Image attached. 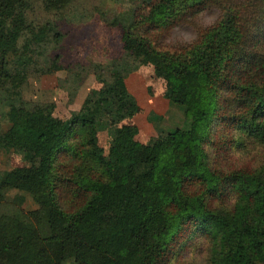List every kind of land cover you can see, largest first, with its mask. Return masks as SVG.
<instances>
[{
    "label": "trees",
    "instance_id": "16d2710c",
    "mask_svg": "<svg viewBox=\"0 0 264 264\" xmlns=\"http://www.w3.org/2000/svg\"><path fill=\"white\" fill-rule=\"evenodd\" d=\"M68 1L0 0V149L20 151L29 162L0 170V264H164L180 233L194 228L210 239L214 264H264V175L212 172L202 148L208 121L264 134V34L258 19L245 30L260 14L264 21V0H240L238 14L226 8L177 53L148 50L134 26L117 22L121 52L111 73V66L95 72L99 92L112 93L116 112L133 113L123 77L128 59L137 57L153 65L162 94L189 123L150 145L135 139L134 124L121 123L104 155L95 142V121L108 113L99 109L100 98L62 119L51 105L23 100L17 89L33 58L30 44L50 32L61 38L48 21L36 20L34 9L57 14ZM207 1L149 0L145 31L169 28ZM68 161L77 162L74 178ZM187 183L201 190L187 191ZM21 187L37 203L29 213L7 202L6 192ZM228 190L236 193L230 210L206 203L204 195ZM78 194L86 196L79 206L62 207Z\"/></svg>",
    "mask_w": 264,
    "mask_h": 264
},
{
    "label": "rangeland",
    "instance_id": "374dc122",
    "mask_svg": "<svg viewBox=\"0 0 264 264\" xmlns=\"http://www.w3.org/2000/svg\"><path fill=\"white\" fill-rule=\"evenodd\" d=\"M148 1L70 0L57 14H45L39 8L34 9L36 20L48 21L54 26L53 30L61 34V38L54 40L53 33L50 32L46 41L30 44L33 58L26 67L25 78L17 88L20 96L28 102L51 105V113L62 119L72 113L86 111L93 106L92 99L100 98L102 101L99 109L108 110L103 115L104 118L97 119L94 124L96 146L102 155L107 152L112 130L121 123L134 124L137 129L135 139L148 145L163 139L167 132L175 128H187L189 123V117L181 108L170 103L162 94L164 82L155 73L153 65L143 63L137 57L131 56L128 59L126 65L130 69L123 77L125 87L136 104L133 113L116 112L112 93L99 92L102 82L96 80L95 72L102 66H111V73L121 52L120 28L115 24L118 22L123 28L128 24L134 26L135 33L146 38L148 50L163 54L177 53L217 21L226 8L237 14L243 10L237 3L241 4L240 0H209L199 12L169 28L145 31L142 20ZM260 9L261 7L257 10V15L260 14ZM256 19L264 34L261 14L250 21L245 30L251 32L257 23ZM142 48L145 50L143 46ZM12 65L13 63L8 66L9 69ZM203 136L205 139L202 148L212 172L240 170L264 175V134L248 135L235 125H223L214 120L208 121ZM68 143L78 147L79 139L70 137ZM68 162L70 169H66L69 176L74 178L76 170L72 168L77 162ZM28 164L20 151L0 149V170ZM84 170L78 169V172L82 173ZM184 189L199 192L201 187L187 183ZM6 194L8 204L23 213H29L37 207L24 187L9 189ZM85 197L78 194L75 199H65L61 205L64 209L71 210L79 206ZM204 197L210 207L227 211L233 206L236 193L228 190L220 195ZM71 199L75 202L69 205ZM212 249V243L204 232L195 228L187 229L180 233L168 249L164 264H214L211 260Z\"/></svg>",
    "mask_w": 264,
    "mask_h": 264
}]
</instances>
